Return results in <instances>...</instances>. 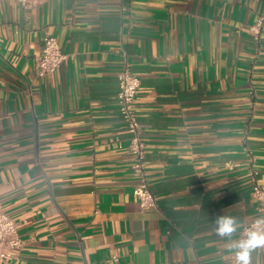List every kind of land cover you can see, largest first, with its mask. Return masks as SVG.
Returning a JSON list of instances; mask_svg holds the SVG:
<instances>
[{"label":"crops","instance_id":"1","mask_svg":"<svg viewBox=\"0 0 264 264\" xmlns=\"http://www.w3.org/2000/svg\"><path fill=\"white\" fill-rule=\"evenodd\" d=\"M264 0H0V264H226L264 183ZM71 57L35 71L43 37ZM135 98L158 210H141L118 114ZM232 164V167H228ZM235 217L231 239L217 216ZM251 264H264V247Z\"/></svg>","mask_w":264,"mask_h":264},{"label":"built area","instance_id":"2","mask_svg":"<svg viewBox=\"0 0 264 264\" xmlns=\"http://www.w3.org/2000/svg\"><path fill=\"white\" fill-rule=\"evenodd\" d=\"M22 8H28L32 4L43 0H16ZM264 17L258 16L249 26L254 39L258 40L263 30ZM70 55L62 52L57 39L54 36L45 35L41 53L35 60V71L37 75L43 76L53 73L70 59ZM117 81V105L118 114L121 117L127 132V152L132 156L131 170L137 181L133 186L132 193L135 196L141 210H158V204L154 194L149 187L146 174L145 143L142 139V127L138 120L135 98L139 89L140 80L131 69L130 63L124 60L116 75ZM229 164L228 167H232ZM257 171H252V194L258 202V216L256 219L243 224L237 241L245 239L250 230H256V221H264V183L256 180ZM259 229L264 231V223ZM22 245V240L17 234L14 220L3 211L0 206V260L14 248ZM260 249V248H258ZM256 249V250H258ZM226 264H236V257L233 252L230 261Z\"/></svg>","mask_w":264,"mask_h":264},{"label":"clouds","instance_id":"3","mask_svg":"<svg viewBox=\"0 0 264 264\" xmlns=\"http://www.w3.org/2000/svg\"><path fill=\"white\" fill-rule=\"evenodd\" d=\"M261 223H264V221H256V230L248 231L245 239L231 243V250L234 251L236 257V264H251L254 250L264 247V231L258 227ZM214 225L217 236L231 239L239 227V222L235 217L220 215L214 220Z\"/></svg>","mask_w":264,"mask_h":264}]
</instances>
